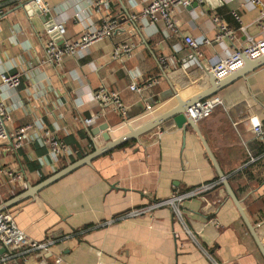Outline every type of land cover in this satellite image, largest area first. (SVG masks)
<instances>
[{
	"label": "crops",
	"instance_id": "crops-1",
	"mask_svg": "<svg viewBox=\"0 0 264 264\" xmlns=\"http://www.w3.org/2000/svg\"><path fill=\"white\" fill-rule=\"evenodd\" d=\"M43 1L50 8L49 18L20 8L15 0H0L6 10L0 20V75L20 78L15 88L0 82L9 141L18 128L30 126L21 148L14 149L11 143L1 147L0 204L103 148L105 134L115 140L130 128L202 96L215 85L210 71L215 62L241 48L248 37H264V18L259 22L264 0H259L261 8L248 0H205L195 9L179 8L173 16L174 30L146 19L134 21L131 17L140 14L136 0H101L98 8L90 4L99 0ZM215 17L230 30L231 38L214 42ZM105 19L117 21L111 36L65 57L58 67L40 63L43 45L52 40L47 23L65 21L63 39L71 42L98 29ZM184 36L211 41L201 43L202 56L185 67L191 51ZM122 43L133 45L130 55L113 58L114 48ZM159 59L164 60L161 67ZM132 84L140 91L132 90ZM99 88L117 93L125 114L111 105L102 110L93 100ZM216 95L223 105L196 125L260 238L264 236V153L259 154L264 150V65ZM102 113L95 124L84 125L85 119ZM254 120L261 125V136L252 131ZM45 130L66 146L68 156L50 154ZM246 167L252 179L244 177ZM5 171L20 175L26 187L10 182ZM209 183L215 184L211 190L182 201L179 217L171 207L162 206L118 219ZM6 211L32 242L53 241L14 264H264L200 137L190 126L178 129L172 120Z\"/></svg>",
	"mask_w": 264,
	"mask_h": 264
},
{
	"label": "built area",
	"instance_id": "built-area-1",
	"mask_svg": "<svg viewBox=\"0 0 264 264\" xmlns=\"http://www.w3.org/2000/svg\"><path fill=\"white\" fill-rule=\"evenodd\" d=\"M21 6L35 5L42 15L50 14V8L43 0H15ZM249 4L252 6H259V0H248ZM101 0L92 2L90 6L92 8L101 4ZM193 3L198 6L204 5L205 0H136L134 5L140 8V14L131 17L134 21L140 19H146L151 23H163L165 27L169 30H174L175 25L173 22V16L176 9L179 8H190ZM6 15V10L4 5L0 3V20ZM237 19V16H235ZM264 18V7L261 8L259 22ZM132 20V21H133ZM214 24L217 27V34L214 42H221L226 36L232 37L230 30L226 27L224 23L218 18H213ZM118 28L116 20L105 19L101 22L98 29L93 32H85L78 39L71 42L64 41L63 36L66 32V22H57L46 25V31L51 35L52 40L48 41L43 45L42 55L40 63L44 66H54L58 67L61 65L63 59L68 56L76 55L78 52L89 48L92 44L111 36ZM175 34H178L175 32ZM184 44L189 48L191 54L187 57L186 62L183 66L192 65L197 63L198 58L202 56L200 51V44L205 45L211 44L208 39H203L197 41L191 36L182 37ZM132 44H119L117 45L112 53L113 58H117L120 55L129 56L132 51ZM264 56V37L261 39L254 40L250 37L247 38L246 43L239 49H235L233 52L229 53L222 59L215 62L211 68V72L217 81L223 80L224 78L232 75L238 70L242 69L247 61H254ZM158 65L161 67L164 65V60L159 59ZM0 82L9 87H18L20 85L19 74H9L0 75ZM151 82L149 85L154 84ZM132 90L140 91L136 85L132 84L130 86ZM93 100L98 102L102 110H105L109 105L113 106V109L120 115L125 114L126 107L122 103L119 95L112 91H108L105 88H99L93 94ZM223 105L222 99L214 95L195 106L191 107L189 110L190 116L199 120L208 117L212 111ZM146 111L150 112L151 107L146 106ZM104 114L95 115L89 119L84 120V125L90 126L95 124ZM7 114L2 100L0 99V151L1 147L10 145V136L8 134L6 124H7ZM30 126H24L18 128L13 135V142L11 143L12 148L19 149L23 146L24 140ZM253 133L258 137L262 135L261 125L257 120H254L252 126ZM43 139L46 145L49 147L50 154L56 158L61 156H68L66 146L52 133L45 130L43 132ZM3 174L9 179L10 182H19L24 188L25 183L22 181L20 175L13 174L10 171H5ZM214 183L204 184L196 188L190 189L183 193H174L169 198L158 200L152 204L142 207L139 209L132 210L127 214L119 217L118 219L135 218L137 216L143 215L155 208L162 206L171 207L174 213L179 217V205L182 201L186 199L199 196L214 187ZM114 220H110L108 223ZM260 241L264 247V236L260 237ZM53 244V241H47L46 243L40 244L32 242L26 237L24 232L18 228L15 224L12 216L7 211L0 212V247L3 248V253L0 255V264H14L18 258L25 259V255L30 252H35L38 250H44L48 245ZM27 260V259H25ZM24 260V261H25ZM214 264H217L214 262Z\"/></svg>",
	"mask_w": 264,
	"mask_h": 264
},
{
	"label": "water",
	"instance_id": "water-1",
	"mask_svg": "<svg viewBox=\"0 0 264 264\" xmlns=\"http://www.w3.org/2000/svg\"><path fill=\"white\" fill-rule=\"evenodd\" d=\"M197 6L198 5L196 3H193L189 9H195ZM20 8H23L32 14L42 15L35 5H31V6L23 5V6H20ZM45 17L49 18L50 14H47ZM263 65H264V56L254 61H247L245 66L242 69L224 78L223 80L217 81L213 76V82L215 85L212 86L211 90L207 91L202 96H199L184 105L180 104L179 107H177L176 109L171 110L167 112L166 114L159 116L155 119H152L138 128H135V129L130 128L128 133H126L125 135L115 140H109V136L105 134L104 137L107 140V142L103 148L96 149L94 152L90 153L89 155L70 163L68 166L62 168L61 170L57 171L56 173H54L53 175L49 176L48 178L44 179L41 182L35 185L27 186L24 191H22L21 193L13 196L12 198L0 204V212L9 210L10 208L14 207L15 205L27 199L34 198L41 190L45 189L46 187L53 184L54 182L62 179L69 173L75 171L76 169L82 166H85V165H89L93 160L99 158L100 156L106 154L107 152H110L112 149L117 148L118 146H121L122 144L128 141L136 140L138 139V137L149 132L150 130L160 127L166 121L172 120L173 124L178 129H183L187 126H190L200 137V140L218 174V177L222 185L224 186L228 194V197L230 198L235 208L237 209L239 215L241 216L242 220L244 221L248 231L250 232V235L252 236L260 254L262 255L264 259V247L260 241V238L256 232V229L249 222L246 214L244 213L241 207L240 201H238V199L236 198L233 190L231 189L227 181L226 176H224V174L220 170V167L218 166L217 161L215 160L212 152L210 151V148L206 144L205 140L201 137L200 132L196 125L197 120L193 119L189 113L190 108L195 106L197 103H200L216 95L221 89H223L226 85L234 81L236 78L244 77L248 75L249 73L253 72L254 70L260 68ZM211 84H212V77H211ZM103 128L106 129L107 125L105 124ZM2 253H3V248L0 249V254Z\"/></svg>",
	"mask_w": 264,
	"mask_h": 264
},
{
	"label": "trees",
	"instance_id": "trees-1",
	"mask_svg": "<svg viewBox=\"0 0 264 264\" xmlns=\"http://www.w3.org/2000/svg\"><path fill=\"white\" fill-rule=\"evenodd\" d=\"M264 153V150L259 151V154ZM259 160H256L254 163H257ZM250 167V166H249ZM246 167L245 170L243 171V174L245 175L246 179H252V174L250 173V168ZM242 175V174H241ZM23 190H19L15 195L21 193ZM12 198V197H11Z\"/></svg>",
	"mask_w": 264,
	"mask_h": 264
}]
</instances>
